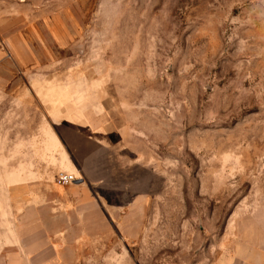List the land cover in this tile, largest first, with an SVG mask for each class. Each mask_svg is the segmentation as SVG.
Wrapping results in <instances>:
<instances>
[{"label":"rangeland","instance_id":"rangeland-1","mask_svg":"<svg viewBox=\"0 0 264 264\" xmlns=\"http://www.w3.org/2000/svg\"><path fill=\"white\" fill-rule=\"evenodd\" d=\"M92 142L143 152L159 198L64 264H264V0H0L2 235L64 202L53 167L97 174Z\"/></svg>","mask_w":264,"mask_h":264},{"label":"crops","instance_id":"crops-1","mask_svg":"<svg viewBox=\"0 0 264 264\" xmlns=\"http://www.w3.org/2000/svg\"><path fill=\"white\" fill-rule=\"evenodd\" d=\"M71 140L75 142L76 138ZM98 143H91L95 147L91 154L80 152L83 161L90 162V166L94 164L95 175H87L75 162L76 168L71 164L66 170L59 169L60 152L68 142H59L56 154L49 151V161L50 158L57 161L54 172L74 175L76 180L64 188L63 203L49 200L31 204L15 219L22 222V229L9 230L3 235L0 232V264H64V255L74 254L71 249L79 239L97 238L110 232L114 225L125 239L139 237L149 199L159 198L155 170L137 149H128L120 167L111 165L113 159L102 160L98 155L102 150ZM74 147L79 149L75 144ZM77 169L84 173L82 181L76 177ZM111 199L114 200L109 202ZM37 206L42 212L47 209L56 226L45 224V218L38 216ZM61 222L65 226H60Z\"/></svg>","mask_w":264,"mask_h":264},{"label":"built area","instance_id":"built-area-1","mask_svg":"<svg viewBox=\"0 0 264 264\" xmlns=\"http://www.w3.org/2000/svg\"><path fill=\"white\" fill-rule=\"evenodd\" d=\"M76 179L71 175H64L61 174L59 176V183L62 185H69L72 184Z\"/></svg>","mask_w":264,"mask_h":264}]
</instances>
